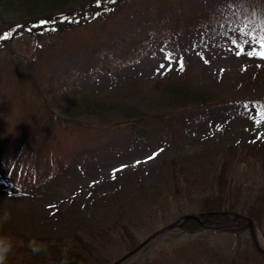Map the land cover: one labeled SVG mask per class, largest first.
I'll return each mask as SVG.
<instances>
[{
  "label": "rangeland",
  "instance_id": "374dc122",
  "mask_svg": "<svg viewBox=\"0 0 264 264\" xmlns=\"http://www.w3.org/2000/svg\"><path fill=\"white\" fill-rule=\"evenodd\" d=\"M116 2L113 6L120 0ZM242 8L243 0H127L128 14L113 21L101 46L85 28L64 32L59 44H73L45 67L40 83L50 105L74 113L80 125L71 123L44 146L36 172L15 157L16 149H11L12 157H1L0 218L10 213L7 223L23 236L58 237L70 235L80 224L87 231L106 230L121 206L138 224L132 234L139 245L178 218L172 204L156 212L171 186L173 161L183 167L190 181L186 185L204 187L218 151L254 144L264 157V102H247L264 99V59L237 55L238 47L247 48V37L239 30L251 17ZM24 32L8 38L10 51L0 54V76L5 66L10 68V58H30L36 52L35 34ZM130 44L134 47L126 49ZM169 54L172 59H165ZM169 85H192L194 91L225 102L208 108L180 105L165 89ZM82 96L111 100L102 108L91 103L63 107ZM2 104L0 98V110ZM6 109L0 112V132L11 129L20 137L23 128L37 129L38 120L26 122L19 116L22 107L10 104ZM131 110L148 116L125 121ZM156 114L167 115L149 117ZM153 153L159 154L149 160ZM122 165L126 167L114 174ZM255 232L264 249V227ZM125 242L100 244L106 264L137 246L130 249ZM247 242L248 228L239 234L206 228L190 235L176 227L121 264H227Z\"/></svg>",
  "mask_w": 264,
  "mask_h": 264
},
{
  "label": "trees",
  "instance_id": "16d2710c",
  "mask_svg": "<svg viewBox=\"0 0 264 264\" xmlns=\"http://www.w3.org/2000/svg\"><path fill=\"white\" fill-rule=\"evenodd\" d=\"M126 1L117 0L119 4L113 6L111 0H99V6H97V0H89V2L86 0H0V54L10 51L11 43L8 42V38L15 33L19 34L25 30L24 33L28 32L36 36V52L30 58L23 55L20 58L16 55L10 58L8 61L10 68L7 69L5 66L6 70L3 76H0V98L3 99L4 107L0 112L6 111L7 105L17 104L24 109L22 110L24 112L19 114L20 117L23 116L24 121L28 122L27 118H32L30 120H38L39 123L37 129L34 128L35 126L21 129L20 137H14L15 131L11 129H3L0 132V159L12 157L10 151L12 148L16 149L15 157H21L22 164L26 160L29 164L28 169L33 168L36 172L44 146L50 141L55 142L58 132L62 129L67 130L71 123L80 125V122L75 120L77 116L74 113L64 111L63 108L58 111L50 105L40 80L43 79L45 67L50 62L69 52L68 47L73 44L71 41L67 40L59 44L64 32L85 28L101 46L104 32L109 29L113 21L117 17L120 19V16L128 14L126 10L124 11ZM243 3L242 9H246L243 15H251L256 26L260 27V17L264 15V0H243ZM99 8L103 10L99 11ZM43 21L54 23L42 25ZM41 27L44 28L41 29ZM60 30L61 35L57 33ZM125 47L133 48L134 44ZM22 60H25V65H22ZM156 87L159 88L160 85ZM192 87L191 85L189 89H186L184 85L173 87L169 85L165 89L170 95L176 97V102L180 105L190 104L193 108H208L225 102V100L216 99L210 93L194 91ZM110 100V98H99L96 100L98 104L94 102V99L82 96L70 98L64 102L63 107L71 109L91 103V106L95 108H102ZM76 101L79 106L75 103ZM6 102L9 103L5 106ZM247 102L258 105L264 102V99L252 98ZM127 114L124 117L125 121L141 122L146 120L145 116H148L133 110ZM164 115L167 114L149 117L156 118ZM11 139L14 141L13 144H10ZM183 173V167L173 161L169 178L171 186L156 212H163V209L172 204L178 218L187 212L200 214L214 211L221 214L201 217L202 220L205 219V224L190 220L178 229L190 235L200 233L206 228L239 234L247 222L245 218L252 220L255 230L258 227H264V157L256 145L228 146L227 149L218 151L210 169L209 182L204 187L195 183L186 185L185 180H189L184 178ZM34 175L37 176L35 173ZM117 214L114 224L106 230L98 233L87 231L85 226L80 224L70 235L58 237L23 236L12 227L10 228L7 222H0V235H9L14 242V250L8 258V264H62V262L106 264L107 260L99 251L100 244L115 240L127 241L125 244H129L130 249L137 245L132 228L137 227L138 224L133 222L124 207L120 206ZM236 214L240 217L236 218ZM32 240L44 246L46 251L33 254L29 248V242ZM248 243L245 247L237 249L227 264H264V254L255 248L251 236L249 243L251 247Z\"/></svg>",
  "mask_w": 264,
  "mask_h": 264
},
{
  "label": "snow or ice",
  "instance_id": "6c2138e0",
  "mask_svg": "<svg viewBox=\"0 0 264 264\" xmlns=\"http://www.w3.org/2000/svg\"><path fill=\"white\" fill-rule=\"evenodd\" d=\"M111 2H115V0H111ZM97 6H99V0H97ZM249 22L244 24V29H248V31H244V29H240L239 31L242 33L244 37H247L243 40V44L247 46L245 47H238L237 55L244 54L246 52L247 55L252 56L254 54H258L259 58L264 59V15H261L260 17V28L257 30V32H253V29H256V22L251 19V17H248ZM48 23H54L49 21H43L42 25H46ZM234 44H238V41H233ZM165 59L171 60L172 57L169 54L165 57ZM179 66L181 70L184 68V62L183 58L179 61ZM160 68H165L164 64L160 65ZM163 151V149H161ZM159 153H153L152 156H149L148 159H154ZM137 164L140 163V161L136 162ZM126 165H122L120 169H114L113 173L122 170Z\"/></svg>",
  "mask_w": 264,
  "mask_h": 264
},
{
  "label": "water",
  "instance_id": "95a60500",
  "mask_svg": "<svg viewBox=\"0 0 264 264\" xmlns=\"http://www.w3.org/2000/svg\"><path fill=\"white\" fill-rule=\"evenodd\" d=\"M217 214H221V213L212 211V212L201 213L198 215L197 214H185V215L181 216L180 218H178L176 221L172 222L171 224H168V225L164 226L163 228L157 230L153 234H151L143 242H141L139 245H137L135 248H133L131 251H129L127 254H125L123 257H121L117 261L113 262L112 264H121L122 262H124L125 260L130 258L132 255H134L137 251H139L142 247H144L148 242H150L151 239H153L155 236H157L158 234L162 233L165 230H169V229H173V228L178 227V226H182L183 224H185L186 222H188L190 220H196V221L200 222L201 224H204L205 220H201V217H204V216L210 217V216L217 215ZM235 217L239 218L240 215L236 214ZM245 219L247 220V222L242 228H244V229L248 228L249 229V233H250V236L252 238V241H253L255 248L260 253L264 254V249L260 246V244L258 242V238H257L256 232H255V228H254L252 220L250 218H245Z\"/></svg>",
  "mask_w": 264,
  "mask_h": 264
},
{
  "label": "clouds",
  "instance_id": "9594fccd",
  "mask_svg": "<svg viewBox=\"0 0 264 264\" xmlns=\"http://www.w3.org/2000/svg\"><path fill=\"white\" fill-rule=\"evenodd\" d=\"M11 219V215L8 212H5L3 217L0 218V222L6 223ZM29 248L33 254H39L43 251H46L45 247L39 245L37 241L32 240L29 242ZM14 250L13 238L7 234L0 235V264H8V258ZM66 264V262H62Z\"/></svg>",
  "mask_w": 264,
  "mask_h": 264
}]
</instances>
